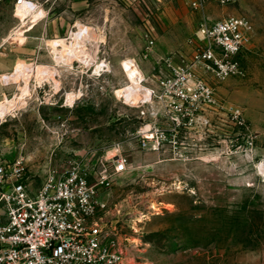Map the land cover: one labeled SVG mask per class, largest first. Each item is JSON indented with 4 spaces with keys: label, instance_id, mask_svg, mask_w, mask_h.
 <instances>
[{
    "label": "rangeland",
    "instance_id": "1",
    "mask_svg": "<svg viewBox=\"0 0 264 264\" xmlns=\"http://www.w3.org/2000/svg\"><path fill=\"white\" fill-rule=\"evenodd\" d=\"M28 1L37 7L23 19L18 0H0V161L23 159L37 190L54 168L77 162L94 182L127 158L102 197L128 247L124 264H264V0L207 6L211 21L250 20L236 58L244 74L199 70L214 101L180 127L154 99L129 103L115 91L129 82L125 61L151 93L167 59H190L201 15L186 2ZM83 28L95 35L92 57L59 60V41L69 50Z\"/></svg>",
    "mask_w": 264,
    "mask_h": 264
},
{
    "label": "built area",
    "instance_id": "2",
    "mask_svg": "<svg viewBox=\"0 0 264 264\" xmlns=\"http://www.w3.org/2000/svg\"><path fill=\"white\" fill-rule=\"evenodd\" d=\"M183 1L201 15L196 34L187 42L192 55L180 63L167 59L166 72L150 93L176 127L193 123L214 101L199 70L212 72L218 80L244 74L236 58L253 31L247 17L211 21L206 15L209 4L224 7L235 0ZM112 163V171L106 169L94 182L77 162L66 170L54 168L33 190L23 159L0 161V264H124L128 247L105 219L108 205L102 197L128 170V159L116 156Z\"/></svg>",
    "mask_w": 264,
    "mask_h": 264
},
{
    "label": "bare ground",
    "instance_id": "3",
    "mask_svg": "<svg viewBox=\"0 0 264 264\" xmlns=\"http://www.w3.org/2000/svg\"><path fill=\"white\" fill-rule=\"evenodd\" d=\"M22 7H23L22 18L25 19L27 16L32 14V12L35 10V8L37 6L35 4H33L32 2L24 1L23 4H22ZM82 27H79V28H82ZM84 28H86V27H84ZM84 28L83 29H79L80 30L79 32L73 34V38H74L73 41L75 43L73 42L74 44H72V46L70 45L71 47H70L69 50H68V48H66V44H65V40L64 39L59 41L58 45L65 47L64 48V52L60 53L61 56L59 54V56H60V57H58L59 60H64V61L65 60H71V58L75 57L77 59H82L83 61L85 60L86 62H88V60L92 57L90 55V53H89L90 50L86 49L85 43H86V39H91L92 40V39L95 38V35H94V33L92 31H90L88 29H84ZM60 48H62V47H60ZM124 66H125V69H126V72H127L126 75L129 77V82L125 86H123L121 88H118L115 91V93L122 100H125L126 102H129V103L130 102H133V103L139 102L141 99H145V100L149 99V98L151 99L150 91L143 86L144 78H143V75H142L141 70L138 67V65L134 61L128 60V61L124 62ZM28 67L27 66L19 67L17 69V73L18 74L19 73L26 74L27 76H29L30 72H31L30 71L31 69H29ZM39 68H38V70L42 71L43 68L42 69H39ZM44 70L47 71L49 69H47V67H46V68H44ZM51 72H54V71L52 70ZM22 74H21V76H23ZM53 74L54 73H52V75ZM14 77H15V75L13 76V78ZM13 78L11 77V79H13ZM7 79H9V78H7ZM8 81L9 80H7V82ZM6 109H7V105H2L1 108H0V112H2V113L6 112ZM113 156H116V155L113 154Z\"/></svg>",
    "mask_w": 264,
    "mask_h": 264
},
{
    "label": "crops",
    "instance_id": "4",
    "mask_svg": "<svg viewBox=\"0 0 264 264\" xmlns=\"http://www.w3.org/2000/svg\"><path fill=\"white\" fill-rule=\"evenodd\" d=\"M23 1H28V0H21V2H20L18 5H17V7L20 9V11H21V9H22V7H21V6H22V4H21V3H22ZM17 15H18V16L21 18V16H20V13H19L18 9H17ZM26 18H27V17H26ZM21 19H22V18H21Z\"/></svg>",
    "mask_w": 264,
    "mask_h": 264
}]
</instances>
